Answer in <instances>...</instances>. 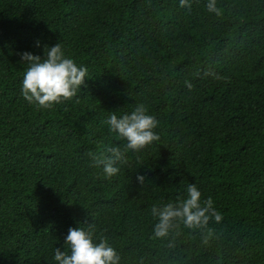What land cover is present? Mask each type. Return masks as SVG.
Wrapping results in <instances>:
<instances>
[{
    "label": "trees",
    "instance_id": "16d2710c",
    "mask_svg": "<svg viewBox=\"0 0 264 264\" xmlns=\"http://www.w3.org/2000/svg\"><path fill=\"white\" fill-rule=\"evenodd\" d=\"M205 3L0 0V264H55L81 223L120 264H264V0H216L218 14ZM57 42L87 76L38 108L18 53ZM137 104L159 140L106 178L93 157L124 142L104 120ZM189 183L221 220L154 238L151 208Z\"/></svg>",
    "mask_w": 264,
    "mask_h": 264
},
{
    "label": "clouds",
    "instance_id": "9594fccd",
    "mask_svg": "<svg viewBox=\"0 0 264 264\" xmlns=\"http://www.w3.org/2000/svg\"><path fill=\"white\" fill-rule=\"evenodd\" d=\"M179 5L189 8L190 0H179ZM205 8L208 13L218 14L216 0H206ZM34 46L41 47L39 38ZM18 56L19 62L27 65L20 82L21 95L26 102L38 108L49 109L73 98L87 76V69L66 56L59 42L43 45L42 55L22 51ZM185 86L192 87L188 81H185ZM104 124L110 133L124 142L122 147H107V155L101 153L100 158L93 157L94 164L102 166L106 178L118 173L127 152L135 153L159 140L154 131L158 120L144 104H137L130 111L119 114L111 111ZM136 180L140 185L145 182L141 175H137ZM151 215L155 218L151 232L156 239L168 238L180 224L187 229H204L210 220L219 222L222 218L213 207L211 198L202 200L201 192L194 183L187 184L182 199L153 206ZM82 225L69 227L62 246L54 248L52 260L55 264H120V255L108 240L95 238L91 225Z\"/></svg>",
    "mask_w": 264,
    "mask_h": 264
}]
</instances>
